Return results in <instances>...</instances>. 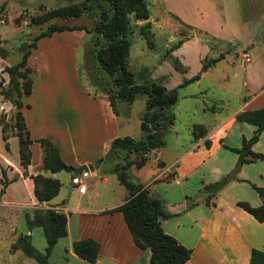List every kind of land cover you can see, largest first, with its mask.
I'll list each match as a JSON object with an SVG mask.
<instances>
[{
  "label": "rangeland",
  "instance_id": "rangeland-1",
  "mask_svg": "<svg viewBox=\"0 0 264 264\" xmlns=\"http://www.w3.org/2000/svg\"><path fill=\"white\" fill-rule=\"evenodd\" d=\"M146 1L150 17L148 21L152 23L151 28L147 29L150 31L146 35L148 39L140 31L143 24L138 25V19H135L133 14H129L130 27L127 38L130 47L127 64L128 69L134 75L136 84H145L149 80H153L151 78L153 76L157 78L156 82L163 81L171 87H175L184 76L195 74L199 70L203 59L217 57L219 54L224 55L223 59L201 75L199 81L177 88L178 101L170 107V112L174 115V122L163 132V146L156 153L151 152L148 155V162L141 171L132 169L128 172L130 181L141 182L142 184L150 183L153 194L163 200L180 202L185 199L188 203H192L203 195L201 191L203 184L219 180L222 176L231 172L235 166L237 154L221 143L219 146L217 145L216 128L222 120L237 111L243 104L242 97L248 94L246 86H243V81L247 80L248 83H251L249 80L258 78V76L264 79V43L259 45L258 48L252 49L254 44L248 41L223 42L205 31L208 30L207 28H211L219 32V24L224 22L223 15L217 7L221 0H212L217 11H210L208 16L202 14V17H195L194 21L197 25H194L200 28L178 21L173 13H167V17L163 16V19L161 18L159 22H153L156 14L163 13L164 6L162 0ZM83 3L90 8L86 9V12L79 17H57L38 25L30 21L31 17L44 11L64 5ZM104 6V2L98 4L93 0H0V39L3 41L2 46L5 50L4 57L0 56V83L3 87H7L8 74L3 72V69L7 65L18 62L22 56V52L19 51V46L14 44V40L21 39L23 43L29 45L35 40V36L46 31L50 24L83 28L87 32L85 39L81 41L82 43L78 48L74 49L72 44L62 46V43H59L57 39L44 40L41 46L45 55H58L63 60L65 68L69 60L73 61L79 85L85 93L89 94V99H99L97 97L101 93L107 95L103 92L104 89L110 90L114 98L115 108L120 116L121 125H123V119H127V125L120 127L122 136L130 135L140 138L143 132L140 129L139 117L145 110L146 95H137L131 103L121 97L118 99L119 96L110 81V77L100 68L93 57L94 50L102 44L101 40L97 41L93 26L98 13ZM240 7L242 9L240 11L242 20L247 24L254 19L256 32L264 40V0H241ZM249 9L254 11H248ZM241 29L245 33L248 32L247 26ZM170 37L172 41H168ZM184 38H191L182 50L188 65L186 74H184L185 71L181 73L174 70L169 57L165 56L166 50L172 44ZM200 42L208 46V52ZM247 52H250V62L245 61L243 58V54ZM163 60H166L167 64L163 65L158 72L156 65ZM152 71L153 75H150ZM255 74L258 76L255 77ZM68 90V99L75 102L77 100L80 105L79 112L81 113L78 124H69L68 127L65 124L64 128L62 124L55 123L44 125V128L33 124L31 134L39 136V133H45L44 137L46 138L49 135L58 137L64 130V140L59 142L62 146H65L63 148H66V150L68 143L72 147L74 144L76 147L75 154L80 156L82 154L80 142L84 141L86 145L90 138L95 137L94 129L97 124L96 114L98 109L93 102L86 103L81 95L78 96L69 88ZM49 101L55 105L56 95L52 93ZM97 102L99 101L97 100ZM30 117H32L31 114L27 115L29 122L32 120ZM13 124H15V108L10 101L4 99L0 94V166L5 169L8 180L13 177L10 170L13 167L12 163L19 162L18 139L13 136L14 131L11 132ZM197 124L204 125L207 132L212 134L207 136L206 133L203 136V142L200 144L204 143L205 145V140L209 139L212 145L209 149L204 146L208 150L207 153L200 146L196 149L197 153L195 155L184 158L181 156L182 153L189 147L195 146L196 142L200 140V138L195 139L193 136L194 125ZM242 125L236 120L232 121L222 142L229 147H240L242 142L241 132L242 129H246V126ZM2 126L6 129V133L10 135L8 149H6L5 142L2 139ZM95 143L93 141V147H95ZM261 145L264 148V134L262 135ZM63 154L67 158L65 151ZM71 157L72 154L69 158ZM103 158H105V155ZM158 159L164 161L169 167H180L186 175L180 177L177 182L169 177L151 183L152 174L157 172ZM37 162H40V153L35 151L32 167H35ZM103 164L104 167H109L110 162L104 160ZM242 166V169L240 168L237 173L238 179H234L233 182L230 181L227 184L228 188H226V192L222 197L229 203L233 200H244L256 206L263 200L252 184L264 186V160H257ZM45 174L47 176L54 174L60 177L64 183L61 194L63 195L72 173L63 170L56 173L45 171ZM86 181L88 183L97 181V187H90L87 194L97 193L92 202L93 206L119 202L122 200L123 194H127L126 187L117 180L110 181L108 185L101 184L99 177H88ZM26 191L29 192L21 184L11 186L4 200H18L21 204L0 206V264H37L33 259L24 255L21 250L16 251L13 248L17 236L24 232L26 228L25 215H31L34 210L31 207H26L29 203ZM5 192L0 195V201L3 199ZM68 195L71 198L70 205L75 204L78 192L74 189ZM87 195L83 198V201ZM170 223L172 225L179 224L176 229L184 233L188 230L189 218L182 212L176 218H173ZM31 236L33 245L37 249L43 250L46 240L42 229H33Z\"/></svg>",
  "mask_w": 264,
  "mask_h": 264
},
{
  "label": "crops",
  "instance_id": "crops-1",
  "mask_svg": "<svg viewBox=\"0 0 264 264\" xmlns=\"http://www.w3.org/2000/svg\"><path fill=\"white\" fill-rule=\"evenodd\" d=\"M240 4L241 0H221L217 7H219L218 11H220V13L223 15L224 22L219 24V32L207 27L206 28L208 30L205 31L223 42L248 41L249 43L254 44L252 49H256L259 45L264 43V40H262V36L258 35L256 32V24L254 19L250 20L247 24L242 20L240 13L242 9ZM162 5L164 6V9L162 10L163 13L156 14L154 16L153 22H159L161 18L163 19V16L167 17V13H173L179 17V19L184 24L200 28L196 26L197 24L194 21L195 17L197 18L202 14L208 16L210 11H217L212 0H194V2L193 0H162ZM186 11L189 12L187 13ZM248 11L254 10L249 9ZM148 19H139L137 20V24H144L148 21ZM149 22L151 23V21ZM245 26H247L248 29V32L246 33L241 29ZM85 34L86 31L84 29H67L55 31L51 35L44 36L37 40V46L36 48L32 49L27 61L28 65L33 69V84L30 95L23 98L24 105L22 107V113L25 124L30 132V137L34 140L44 137L45 133H39V136H33L31 134L33 124H36V126L39 125L41 128H44V125H48L50 123L62 124L63 128L65 124L66 126L69 124H78L81 113L79 112L80 105L77 100L75 102L74 100L68 99V88L74 91L78 96L81 95V98H83L86 103L93 102V104H95L98 109V115L96 114L98 119L94 129L95 137L93 139L90 138L86 145L84 141L80 142L82 152L80 156L75 154L76 147L74 144L72 147V145H69L68 143L67 150L66 148H63L65 146H62L60 142L61 140H64V130L61 128L60 129L63 131L61 135H58V137L56 135H49L48 138L53 142L54 145L57 146L60 156L65 163L74 166L75 169L82 164H93V169L88 170V177H99L101 184L108 185V183L112 180L118 181L116 175L112 171L114 163H110L109 167H104L103 161L100 163L98 161L103 159V156L107 153L111 141L115 137L122 136L120 127L127 125V119H123V125H121L120 116L117 110L116 112L113 110L108 95L101 93L97 97L99 99H89V94L85 93V91L81 88V85H79L77 71L73 61L69 60V63L65 68L63 60L59 58L58 55H45L43 47L41 46V43L44 40L48 41L50 39H57L59 43H62V46L65 44H72V47L75 49L81 45V41L85 39ZM189 39L191 38L185 39L181 46L173 50L171 53L180 60L186 69L188 68V65L182 50ZM168 41H172L171 37L168 38ZM201 44L206 47L208 52V46L204 43ZM250 61L251 56L249 62ZM165 64H167L166 60L158 62L156 65L158 72ZM199 70L196 73H198ZM170 72L171 71L169 70V73ZM150 73V75H153V71ZM203 73H201V75ZM184 74H186V70ZM192 76L188 75L184 76L183 78H190ZM256 76L258 75L255 74V77ZM151 78L154 81L157 79L153 76H151ZM249 81L251 83H248L247 80L243 81V86H246L248 91V94L242 97L243 104L237 109V111H234L224 120H222L216 128V139L218 140V146L220 143L223 146L225 145L222 141L225 138L227 128L232 121L236 120L235 115L238 112L246 109L264 107V79L258 76V78H252ZM181 82L175 87H183H179ZM158 83L164 85L167 89L175 88L163 81ZM52 93L57 97L55 105L49 101V97H51ZM118 99H120V97ZM60 100L63 102H60ZM97 100L99 102H97ZM123 102L126 104L125 101ZM29 114L32 115V117H30L32 119L30 122L27 120V115ZM239 123L243 124L242 126H246V129H242L241 132L242 139L244 137L249 138L253 135L255 131L254 125L246 122ZM247 125L251 127H248ZM263 134L264 130L260 133L258 140L252 145V149L254 151L264 153V148L261 145ZM211 135V133L207 132V136ZM144 136L145 134L143 132V135L136 139H141ZM54 137H56V139H54ZM131 137L135 138L134 136ZM203 139L204 137L200 138V140L196 142L195 146L189 147L182 153L181 156L188 158L192 155H195L197 153L196 149L200 148V146L207 153L208 148H204V143L200 144L203 142ZM93 141L96 142L95 147H93ZM30 149L32 152V157L31 163L26 169L27 175L24 174V169L19 164V162L12 163L13 167L10 170L11 174H13V177L10 179V181H13L10 182L8 184L9 186L6 187L7 189H5L6 192L3 196V199L0 201V206L21 204L18 200H4V197L11 186L21 184L25 190H29V192L26 191L28 197L27 200L29 201L26 207H31L33 209L39 207L51 208L57 211H62L67 215V235L59 238L57 243L54 245L49 256L50 262L54 264H149L151 253L150 250L141 249L135 245L130 230L123 218V214L120 211L107 212L126 200L128 196V190L127 194H123V198L119 202L101 206H93L92 202L97 193L89 195L87 194L90 187H97V181H91L87 191L85 193H79L73 186H71L70 179L65 186V193L61 195L64 183L60 177L53 174L52 176L61 182L59 193L50 201L40 203L36 200L33 194V181L31 180L30 175H34L37 172H42L45 176H47L45 174V170L42 169L43 151L39 142L37 141H34L30 145ZM35 151L40 153V162H37L36 166L32 167ZM64 151L66 152L67 158L64 157ZM156 152L157 151H154L153 153ZM70 154H72L71 158H69ZM145 166L136 170L141 171ZM132 169L135 168L130 167L128 172H130ZM184 175H186V173L183 172L180 167H169L164 162V166H158L157 172L152 174L151 183H155L158 180L167 179L169 177L177 182L178 179ZM143 185L147 187L151 193H153L150 183H144ZM226 188H228V185L223 187L212 198L214 202L213 204H205L204 202H200L194 206H189V203L185 201V199L181 200L180 202L162 199L164 201L166 210L173 214L172 217L161 221L163 229L165 232L176 237L180 243L191 248L190 258L185 264H249L250 252L252 248L264 250V222L257 221L248 212L238 207L236 205V201L238 200H233L231 203L225 201L222 195L226 192ZM74 189L78 192V196L76 203L70 205L71 198L68 194H70ZM86 195L87 197L83 201V198ZM184 198L186 197L184 196ZM263 202L264 199L258 203V205ZM182 212L189 218L188 230L184 233L176 229L179 224L172 225V223H170L173 218H176L179 213ZM32 230L28 231L27 228H25L24 232L22 233H27L31 236ZM87 237L97 240L100 245L98 258L94 263H90L79 258L74 253L72 248V244L75 240ZM44 247L42 249H44Z\"/></svg>",
  "mask_w": 264,
  "mask_h": 264
},
{
  "label": "trees",
  "instance_id": "trees-1",
  "mask_svg": "<svg viewBox=\"0 0 264 264\" xmlns=\"http://www.w3.org/2000/svg\"><path fill=\"white\" fill-rule=\"evenodd\" d=\"M89 1V0H85ZM98 4L104 2L94 23L93 30L97 35V41L102 44L93 52V57L100 68L108 74L117 95L131 103L137 95H146L145 112L140 117V128L145 136L136 139L131 136L115 137L109 146L105 158L101 161L114 163L112 171L118 181L128 190L126 200L117 207L107 212L120 211L130 230L133 241L141 249L150 250L149 264H185L190 258L191 248L180 243L173 235L165 232L161 221L173 216L166 210L164 201L151 193V191L141 183L129 180L128 169L133 166L140 169L148 162L149 154L158 151L163 146V132L173 124L174 115L170 112V107L178 100V87L167 89L164 85L149 80L145 84L135 83L133 73L128 69L127 57L129 54L130 42L127 38L129 32V14H133L135 19L146 20L149 18V9L146 0H93ZM103 6V5H101ZM90 8L85 3L70 4L56 7L41 14L31 17V23L42 24L51 19L75 18L81 16L86 9ZM175 18L182 22L179 17ZM183 23V22H182ZM151 23L145 22L140 27L141 33L149 34ZM71 29H83L80 27H68L64 25L50 24L46 31L40 32L35 36V40L28 45L20 60L12 65L4 67L3 72L8 74L7 87L0 83V94L4 99L10 101L15 108V124L11 126L13 136L18 139L19 164L26 169L31 163L32 152L30 145L39 142L42 151V169L52 173L67 171L74 173L75 167L63 161L59 150L53 142L46 137L32 139L30 132L25 124L22 107L23 98L30 95L32 90L33 69L28 65V57L32 49L36 48V41L44 36L51 35L55 31ZM87 32V30H85ZM184 39H179L172 44L165 52L169 57L173 68L183 73L186 68L180 60L173 56L172 51L181 46ZM3 41L0 39V56L4 57ZM224 58L223 54L217 57L205 58L201 61V68L198 73L190 78H183L180 86L187 85L200 79L201 73L212 67L218 60ZM107 93L111 106L116 112L114 98L110 90H103ZM235 119L239 122H246L255 126V131L249 138H243L240 147L230 148L237 154V160L232 171L222 176L219 180L203 184L201 191L203 195L194 202L189 203L193 206L200 202L213 204L212 198L230 181L238 179L237 173L245 163H252L258 159L264 160V153L252 149V145L258 140L260 133L264 130V107L246 109L238 112ZM207 133L204 125H194L193 136L195 139L202 138ZM2 139L8 149V139L10 135L6 129L1 127ZM211 142L205 140L206 148H210ZM158 166L163 167L164 161L159 160ZM1 188L0 195L5 192L6 187L13 180H8L6 171L0 167ZM33 181V194L40 203L48 202L54 198L60 190L61 182L54 177L45 176L42 172L30 175ZM253 188L264 199V186L252 184ZM236 205L252 215L257 221L264 222V202L259 205H251L244 200L236 201ZM26 228L28 231L35 227L42 229L45 236L46 245L43 250L37 249L27 233H21L13 243L15 250H21L27 257L33 259L37 264H54L50 262L49 256L59 238L67 235V215L62 211L51 208H35L32 214L25 215ZM99 242L91 237L75 240L72 244L74 253L81 259L94 263L98 258ZM249 264H264V250L252 248L250 252Z\"/></svg>",
  "mask_w": 264,
  "mask_h": 264
},
{
  "label": "built area",
  "instance_id": "built-area-1",
  "mask_svg": "<svg viewBox=\"0 0 264 264\" xmlns=\"http://www.w3.org/2000/svg\"><path fill=\"white\" fill-rule=\"evenodd\" d=\"M243 58L245 61L250 60L249 53H244ZM89 176L88 171H82L80 173H75L73 178L70 180L72 186L79 192V193H85L88 189L89 183L86 181V179Z\"/></svg>",
  "mask_w": 264,
  "mask_h": 264
},
{
  "label": "water",
  "instance_id": "water-1",
  "mask_svg": "<svg viewBox=\"0 0 264 264\" xmlns=\"http://www.w3.org/2000/svg\"><path fill=\"white\" fill-rule=\"evenodd\" d=\"M14 44L16 46H19V51L22 52V54H24L26 52L27 47H28L27 43H23L21 39H16V40H14ZM89 169H93V164H82L75 169L74 173H80L82 171H88ZM73 176H74V174L72 173L70 175V179H72ZM71 186H72V184H71Z\"/></svg>",
  "mask_w": 264,
  "mask_h": 264
}]
</instances>
